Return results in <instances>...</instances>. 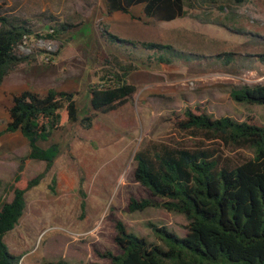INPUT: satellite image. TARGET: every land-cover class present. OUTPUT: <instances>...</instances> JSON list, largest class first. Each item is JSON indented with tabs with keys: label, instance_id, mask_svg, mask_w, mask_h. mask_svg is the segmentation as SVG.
Masks as SVG:
<instances>
[{
	"label": "rangeland",
	"instance_id": "rangeland-1",
	"mask_svg": "<svg viewBox=\"0 0 264 264\" xmlns=\"http://www.w3.org/2000/svg\"><path fill=\"white\" fill-rule=\"evenodd\" d=\"M215 1L199 0L186 17L163 23L146 18L142 6L129 14H109L104 0H0V16L24 18L37 34L47 32L53 21L77 25L58 39L20 46L18 54H37V59L20 64L0 87V133L14 96L44 95L49 89L77 92V121L38 143L43 149L57 145L58 156L25 193L24 215L3 238L9 253L22 257L19 264H109L97 253H120L113 241L116 220L150 243L156 242L150 226L184 237L187 222L181 215L159 207L128 211L130 197L161 202L134 181V153L148 141L190 145L175 129L187 109L264 128V106L240 104L229 95L232 88L264 86V65L253 58L264 53V0ZM103 26L120 39L164 48L112 45L101 36ZM221 54L235 57L223 65L216 58ZM112 57L137 67L127 79L136 93L115 112L100 114L91 110L88 87L99 82ZM159 57L164 63L156 62ZM87 116L89 128L80 124ZM28 151L18 132L0 135V204L11 201L14 188L24 189L43 173L44 163L31 160L19 171ZM246 156L241 151L236 158Z\"/></svg>",
	"mask_w": 264,
	"mask_h": 264
},
{
	"label": "trees",
	"instance_id": "trees-1",
	"mask_svg": "<svg viewBox=\"0 0 264 264\" xmlns=\"http://www.w3.org/2000/svg\"><path fill=\"white\" fill-rule=\"evenodd\" d=\"M104 1L109 14H129L133 7L142 6L146 18L169 23L186 17L199 0ZM218 9L222 11L224 7ZM76 27L70 21H53L47 32L37 34L24 18L0 16V87L20 64L36 61L37 54H18L25 42L55 40ZM101 33L112 45L145 50L164 48L158 43L120 39L110 34L107 26H103ZM52 55L55 57L58 52ZM234 57L235 54L216 56L223 65H229ZM253 58L264 65V53ZM156 62L164 60L159 57ZM104 67L99 82L88 87L91 110L100 114L115 112L136 93V87L127 81L136 66L112 57ZM76 95V91L49 89L44 95L24 91L12 99L9 120L0 135L18 132L27 141L29 151L20 159L19 171L25 160L43 162L45 167L24 189L14 188L11 201L0 204V264L20 263L22 257L9 253L3 238L24 215L25 193L50 171L58 156L57 145L43 149L38 143L48 141L55 132L77 121ZM229 95L240 104L264 106L262 85L232 88ZM183 116L175 129L191 140L190 145L148 141L133 156L134 181L161 202L130 197L127 208L134 213L159 207L181 215L187 222L186 234L179 238L164 226H150L156 239L150 243L128 233L124 223L116 220L113 241L120 253L104 251L97 256L107 259L109 264H264V128L231 117L214 119L189 109ZM91 121L87 116L80 124L89 128ZM241 151H246L247 156L236 158Z\"/></svg>",
	"mask_w": 264,
	"mask_h": 264
},
{
	"label": "crops",
	"instance_id": "crops-1",
	"mask_svg": "<svg viewBox=\"0 0 264 264\" xmlns=\"http://www.w3.org/2000/svg\"><path fill=\"white\" fill-rule=\"evenodd\" d=\"M97 263H99V261H96Z\"/></svg>",
	"mask_w": 264,
	"mask_h": 264
}]
</instances>
